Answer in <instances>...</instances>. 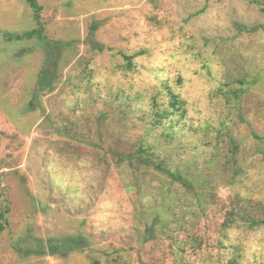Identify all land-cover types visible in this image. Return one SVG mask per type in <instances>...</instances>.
Here are the masks:
<instances>
[{
	"label": "rangeland",
	"instance_id": "374dc122",
	"mask_svg": "<svg viewBox=\"0 0 264 264\" xmlns=\"http://www.w3.org/2000/svg\"><path fill=\"white\" fill-rule=\"evenodd\" d=\"M37 2L9 41L39 25L0 0V264H264V225L230 218L264 216V0ZM166 87L158 141L204 190L123 158Z\"/></svg>",
	"mask_w": 264,
	"mask_h": 264
},
{
	"label": "trees",
	"instance_id": "16d2710c",
	"mask_svg": "<svg viewBox=\"0 0 264 264\" xmlns=\"http://www.w3.org/2000/svg\"><path fill=\"white\" fill-rule=\"evenodd\" d=\"M30 6L34 11V17L39 25V28L29 32L24 35H7L5 37L9 41H21L24 39L34 38L36 35H41L43 28L41 24V12L43 8L38 4L37 0H27ZM126 64L125 69L128 71H133L136 68V64L133 61L134 56H123ZM167 91L165 92V96L169 99L168 106H162L158 103L157 99L153 102V107L151 111L148 113V127L150 131L146 134L145 140L141 142L140 147L137 151L132 154H125L123 158H125L126 162H129L131 165L138 166L139 169L148 168L153 170L154 172L161 173L168 178L181 183L189 191H198L204 190L207 188L205 182L200 183L199 178L202 177L201 173H199V167L197 164L189 159L181 157V153L185 150L184 146H180L174 148L170 153L166 152L162 149V145H160L159 139L165 138L166 140L172 141L174 137L178 136L179 132H176V123H172V121H168L169 117L172 115V111L180 112L185 107L186 101L183 100L179 94H176L169 87H166ZM157 98V97H155ZM173 109V110H172ZM146 117L143 116V120ZM167 123L170 127L164 128L162 125ZM163 129L160 135H155L154 132L158 129ZM169 130L171 132H169ZM178 156L179 159L175 160V157ZM260 206L256 207L257 211L260 212L262 208ZM238 211H243L241 214H244L242 219L246 223H250L252 228L260 227L264 225V216L261 218H257L256 214H249L244 209L235 210L230 212V218L234 217L238 214ZM240 214V215H241ZM2 218V216H1ZM4 225L0 223V233L2 232Z\"/></svg>",
	"mask_w": 264,
	"mask_h": 264
}]
</instances>
